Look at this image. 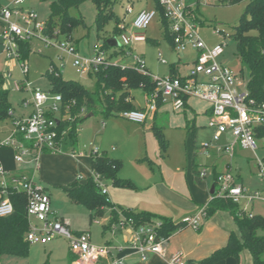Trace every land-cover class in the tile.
<instances>
[{"label": "rangeland", "instance_id": "1", "mask_svg": "<svg viewBox=\"0 0 264 264\" xmlns=\"http://www.w3.org/2000/svg\"><path fill=\"white\" fill-rule=\"evenodd\" d=\"M178 1L183 6L194 11L193 13L199 21L196 22L197 32L208 48H213L220 43H226L224 56L217 61L228 66L239 77L243 85L246 86L248 81L247 71L239 61L236 43L232 35L233 27L241 18L247 2L243 0L236 4H230L227 0ZM50 3V0H25L23 8L26 11L33 12L36 16L37 24L44 25L50 16ZM0 5L7 7L9 1L0 0ZM127 8L131 9L132 15L127 14ZM143 10L154 11L155 1L115 0L112 17L105 24L102 36L98 38L95 30V3L91 0H84L77 9L70 11L73 16L81 18L84 23V28H78L72 34L78 43L79 53L92 57L95 55L96 49L100 50L103 47V39L114 38L117 42L115 49L103 48L107 51L108 56L115 54L110 59L111 64L135 67L136 63L132 58L124 57L123 55L124 52H131L132 55L141 58L146 72L159 79L168 77L170 74L169 56L172 49L164 36L163 24L158 13H156L155 18L147 28L140 31L148 39L147 42L135 43L129 49H120L123 30L129 31L135 15ZM116 27L121 28L120 33H116ZM54 33H59L57 25L54 26ZM64 40L65 37L60 35L56 39H48L40 32H36L34 36L29 38V54L25 60L21 58L18 60H5L4 56L0 55V76H4L3 88L8 92L11 113L15 117L24 119L31 112V108L26 107L25 103L31 100L33 90H40L44 93L51 91L47 77V73L51 68L57 71L63 80L76 81L89 92L95 90L93 75L89 74V72L84 74L77 73L72 66V59L63 54L57 47L56 44ZM159 55L168 63L161 65L158 60ZM179 58L180 62L177 65V70L179 74L184 75L192 64L193 56L189 55L188 52H179ZM21 65H24V73L21 70ZM132 95L133 105L137 109L144 108V94L138 90ZM188 106L190 109L186 110L185 115L183 112L174 113L170 106L165 107L167 112L165 116L168 117L164 123V137L168 142V153L171 154L169 163L176 159L182 161L184 158L183 150L187 148L190 152L191 160L195 157L197 163H201L200 170L205 168L207 176L210 178L213 171L211 167H207V164L209 163L208 161L212 160V157L217 156L214 164L215 173L225 174L229 172L233 176L238 175V183L245 189L247 195L253 196L255 193L264 195V182L257 176L258 169L255 162V157H264L262 141H255L257 149L254 152L241 149L236 145L232 159L223 152L217 153L215 149H223L229 144H233V139L224 135L219 142H213V131L206 128V120L203 115V112L208 108V104L199 99L189 98ZM60 110L61 107H59L56 118L61 117ZM90 114L92 116H89ZM195 118L196 124L193 131L188 132V135H186V121H192ZM15 120V118L10 116L4 121H0V144L4 145L14 134ZM78 120L74 153L82 156L76 159L69 157L72 151L68 148V145L65 146V152L62 154L44 153L39 157L38 169L36 171L33 170V174L35 182L49 194L52 209L57 214L61 215L60 213H63L66 218H70V229H85L89 231L94 226V222L91 221L88 212L83 206L68 199L65 194L66 185L72 183L82 185L87 182L90 178L91 154L94 151H97L98 154L104 152L111 158H117L116 155L125 157L121 158L125 161L122 166L125 170L128 168V162H126L128 158L126 157H129V159L133 158V156L139 155L141 151L144 152V155H146L147 151L150 154L152 149L155 150L157 155L158 145L152 132L151 124H129L121 116L103 120L98 111L85 108L81 109ZM63 156H66V158H63ZM25 164L28 163H22L21 166H25ZM156 165L155 167L157 168L158 163ZM142 168L146 171L149 170L146 165H143ZM78 176L83 179L77 180ZM66 180L67 182H65ZM102 185L108 191L109 196H106L107 199L113 203L110 200L109 190L112 188L121 189L114 187L110 182H103ZM238 206L241 210L264 219L263 202H251L248 199L240 198ZM91 233L93 234V232ZM258 234L264 237V229L259 230ZM53 245L58 248L68 249V244L64 241L55 242ZM50 259L49 253L44 252L43 246L29 245L27 258L3 256L0 258V264H45Z\"/></svg>", "mask_w": 264, "mask_h": 264}, {"label": "built area", "instance_id": "2", "mask_svg": "<svg viewBox=\"0 0 264 264\" xmlns=\"http://www.w3.org/2000/svg\"><path fill=\"white\" fill-rule=\"evenodd\" d=\"M8 1L7 7L0 5V55L4 56L5 60H18L20 59L19 43L29 41L36 32L42 34L44 25L37 24L33 12L23 8L25 0ZM227 1L230 3L232 0ZM159 4L164 8V17L169 22L168 31L173 36V51L178 60L179 52H185L187 49L193 51L195 57L186 74L159 79L146 72L139 56L124 52V57H131L136 63L134 68L138 72L149 76L155 82L156 91L145 95L144 109L123 112L121 118L131 123L142 124L149 115L157 111L158 100L162 104H170L175 111H180L183 97L199 99L206 102L210 109L206 126L213 131L212 141L219 142L224 135L230 136L234 141L223 149H215L217 153L223 152L232 159L236 145L254 152L257 149L254 129L264 126V102L257 103L250 99L246 86L239 77L228 66L217 61L224 56L226 43L208 48L197 32V24L187 17L185 12L187 7L178 0H159ZM126 12L131 14V9L127 8ZM155 16V11L138 13L131 23V29L123 30L120 49H129L135 43L145 42L146 38L140 31L145 30ZM56 45L63 54L72 59V66L79 74L88 73L110 63V58L108 59V55L102 50L96 49L94 56L85 57L77 52L71 41L64 40ZM158 60L161 65L168 63L160 55ZM20 67L24 73V65ZM61 102L60 95L44 93L40 90L32 91L31 100L25 103L26 107L31 108L30 114L24 119L14 121L15 132L4 144L13 150V161L16 164L32 163L33 170L36 171L42 154H60L65 151L68 130L67 128L60 130L58 126L68 117L56 118ZM9 114L12 116L11 112ZM94 153L98 152L94 151ZM255 162L258 169L257 176L264 182V157H255ZM199 177H206V169L199 171ZM94 178L99 184L101 193L106 195L102 182L97 177ZM214 181L218 197L230 198L235 203H238L240 198L264 203V195L259 193L253 196L247 195L236 177L229 172L215 174ZM10 191L22 193L26 197L25 214L29 221V229L25 240L29 245L45 246L58 238L64 239L70 253L76 256L70 264H101L102 261L112 257L111 247L92 244L87 232H74L67 221L54 216L50 208L49 196L32 176L21 173L11 174L1 165L0 218L13 213V206L8 197ZM205 209L206 206L200 207L193 215L184 217L181 224L197 231L201 219L206 216ZM160 226L159 222H155L151 226L134 228L136 239L131 248L143 261L150 254L164 256L163 246L168 238L159 235L157 229ZM106 264H122V262L111 258ZM169 264H184L182 255L176 253L171 256Z\"/></svg>", "mask_w": 264, "mask_h": 264}, {"label": "trees", "instance_id": "3", "mask_svg": "<svg viewBox=\"0 0 264 264\" xmlns=\"http://www.w3.org/2000/svg\"><path fill=\"white\" fill-rule=\"evenodd\" d=\"M50 16L44 23L42 34L49 39H56L59 35L65 40L73 42V32L78 28H84L83 20L73 16L70 11L77 9L84 0H50ZM96 6L95 30L100 38L105 24L110 20L113 13L115 0H91ZM155 1V12L161 17L164 28V36L173 48L172 35L168 31L169 22L164 17V8ZM243 0H232L230 4H236ZM244 12L233 27V39L237 47V56L243 68L247 71L248 81L246 90L250 99L257 103L264 102V0H245ZM187 17L194 23L199 22L191 8H186ZM57 25L59 33H54ZM116 33L121 32L118 27ZM148 39H146V42ZM108 48L107 40L103 39V47ZM18 53L22 60L29 54V41L20 42ZM115 54L108 56L112 58ZM177 65L170 66L169 77H176L179 73ZM95 80V90L89 92L76 81L63 80L59 73L51 69L47 73L51 86L50 93L61 96V116H67L58 126L59 129L67 128L65 146H73L76 142L78 115L81 109H93L98 111L103 120L120 117L123 112L141 111L133 105L132 94L141 91L144 95L153 94L156 91L155 82L147 75L138 72L134 67H125L118 64H104L95 70L89 71ZM4 78L0 76V121L10 117L11 106L8 101V92L3 88ZM189 98H182L180 112L185 115ZM162 104L157 102V111ZM157 111L154 113L157 114ZM210 112V109H209ZM154 119L151 123L152 132L159 148L161 157L168 149V142L164 137V127ZM192 121H186V129L193 131ZM257 140L262 141L264 147V126L254 129ZM7 148L0 144V149ZM121 162L109 158L104 152L92 153L90 168L92 176L86 183L79 185L74 183L65 188L68 199L85 207L90 213L91 221L99 219L105 208L110 209L111 225L118 221L119 215L130 222L133 228L151 226L155 222L160 223L157 229L159 235L168 238L173 232L184 227L181 223L174 224L169 218L156 216L149 212H133L131 210L117 208L101 193L98 182H110L114 187L130 188L132 183L117 176ZM9 200L13 206V213L0 218V258L3 256H17L26 258L29 244L25 240L29 229V221L25 214L26 197L22 193L9 192ZM228 212L232 215L234 223L240 233V239L233 234L230 236L224 248L214 251L202 264H213L226 258H234L239 264V255L246 250L251 256L252 264H264V237L258 234L264 229V219L249 214L239 208L238 203L230 198L218 197L214 192L212 200L206 205V216L215 212Z\"/></svg>", "mask_w": 264, "mask_h": 264}, {"label": "crops", "instance_id": "4", "mask_svg": "<svg viewBox=\"0 0 264 264\" xmlns=\"http://www.w3.org/2000/svg\"><path fill=\"white\" fill-rule=\"evenodd\" d=\"M132 14L133 13H131V15ZM73 44L77 52L79 53L78 43L74 38ZM107 46L111 49L116 48V46L113 47L109 46L108 44ZM171 49L172 52L170 53V55L174 52L172 46ZM102 51L107 54V51ZM185 52H188L189 55L193 56V61L195 53L190 49H187ZM82 56L88 57L86 55ZM179 62L180 58L178 60V63ZM166 106H170L174 113H180V111H175L170 104H165L158 109L156 115H149L146 122L142 124H135L128 122L127 120L126 121L129 124L133 125L151 124L155 115V120L164 127L165 131L164 123L165 119H167L168 117L165 116V114H167V112L165 111ZM203 115L204 119L206 120V126L209 117V106L203 112ZM89 116L92 115L90 114ZM11 117L20 119L15 117L13 114ZM195 124L196 118L194 119L193 126ZM185 130L187 129L185 128ZM188 132L189 131L187 130L186 135H188ZM74 147L75 144L73 146L68 145V148H70L72 151L69 154V157L76 159L82 155H76V153H74ZM5 149H0V165L3 167V169L11 174H27L34 178L32 169L33 164L28 163L25 164V166H21L22 164H16L13 161V150L10 148ZM112 150H114V148H112ZM145 154L146 155H144V152L141 151L139 152V155H135L133 156V158L129 159V157H126L128 158L126 161L128 162V168H126L127 170H124V167L122 168L125 161L121 158L125 157L116 155L117 158H111L106 154L109 158L119 160L121 162V166L117 173V176L123 180H129L132 183V187L130 188H119L121 190L112 188L109 190L110 200L113 201V203H110L113 206L131 210L135 213L149 212L156 216L169 218L174 224H178L182 222V219L184 217L193 215L200 207L206 206L212 200L214 194L211 193L212 186H214V192L216 190L214 175L217 173H215L214 164L216 162L217 156L212 157V160L208 161L209 163L207 164V167L212 168V177L209 178L206 171V177L200 178L199 167L201 166V163H197L195 157H193L191 160V155L187 148L183 150L184 158L182 161L176 159L170 163L169 161L171 158V154L168 153V149L163 157H161L159 154V148L157 151V155L155 150L153 149L152 151H150V154L148 153V151ZM63 158H66V156H63ZM156 163H158L157 168L155 167L157 166ZM143 165L148 166L149 170H143ZM121 171L122 173L120 174ZM91 176L92 171L90 168V177ZM235 177L239 182V176L236 175ZM81 179H83L81 176L77 177V180ZM65 182H67V180ZM72 184H68L66 186L68 187ZM47 195L49 196V194ZM106 196H109L107 190ZM50 208L56 218L67 221L70 226V218H66V215L63 213H60L61 215L57 214V212H55L51 207V200ZM86 211L88 212L87 209ZM88 215L90 218L89 212ZM118 215V221L111 225L110 209L105 208L103 214L99 217V219L92 221L94 222V226L89 231H86L85 229L72 230L74 232H87L90 235V242L94 245L111 247V258L121 261L122 264H169L171 256L176 253H180L182 255V262L184 264H202L201 262L209 258L214 251L224 248L227 245L232 234L237 239H240V233L234 223L232 215L228 212L218 211L211 216H205L204 218H202L200 228L197 231H194L189 227H182L173 232L168 237L166 243L163 246V257L150 254L146 258V260L143 261L140 255L131 248L136 239L134 228L128 221L123 218L122 215ZM33 223L36 222L33 221ZM91 232H93V234ZM58 241L66 242L64 239L58 238L53 242L43 246L44 252H48L49 258H51L50 261L45 264H70L76 258L75 255L70 253L69 248L63 249L53 245V243ZM32 246L42 247V245ZM111 258L106 261H102L101 264L109 263L111 261ZM213 264H237V262L234 258H226ZM239 264H252L251 256L248 251L244 250L240 253Z\"/></svg>", "mask_w": 264, "mask_h": 264}, {"label": "water", "instance_id": "5", "mask_svg": "<svg viewBox=\"0 0 264 264\" xmlns=\"http://www.w3.org/2000/svg\"><path fill=\"white\" fill-rule=\"evenodd\" d=\"M107 44H108L109 46H113V47L117 46V42H116V40H115L114 38L108 40V41H107ZM177 63H178L177 55H176L175 52H173V53L169 56V64L174 65V64H177ZM211 193H214V186H212V188H211Z\"/></svg>", "mask_w": 264, "mask_h": 264}]
</instances>
